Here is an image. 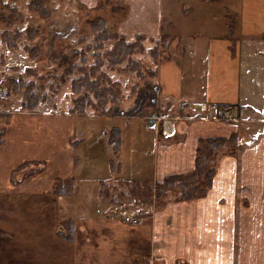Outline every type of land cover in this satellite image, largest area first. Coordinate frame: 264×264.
Returning a JSON list of instances; mask_svg holds the SVG:
<instances>
[{
	"label": "crops",
	"instance_id": "crops-1",
	"mask_svg": "<svg viewBox=\"0 0 264 264\" xmlns=\"http://www.w3.org/2000/svg\"><path fill=\"white\" fill-rule=\"evenodd\" d=\"M123 1L117 33L129 42L177 41L154 62L161 116L115 125V151L105 132L97 146L88 130L60 139L38 107L0 111V264H264V0ZM213 103L237 111L225 121ZM233 135L214 150L205 195L156 196L196 168L208 140ZM59 179H74L69 194L56 193Z\"/></svg>",
	"mask_w": 264,
	"mask_h": 264
},
{
	"label": "rangeland",
	"instance_id": "rangeland-1",
	"mask_svg": "<svg viewBox=\"0 0 264 264\" xmlns=\"http://www.w3.org/2000/svg\"><path fill=\"white\" fill-rule=\"evenodd\" d=\"M85 1L87 3L82 0H0V111L38 107V112L47 114L46 118L50 119L44 124H54L55 136L63 140L73 133L75 142L82 139L80 133L88 130L95 132L88 139V145L97 146L104 142V132L109 138L117 136L115 125L126 119L142 115L149 123V117L160 113L155 105L154 62L175 47L177 41L165 33L160 39L136 43L128 53L120 49L116 55L107 54L119 43L122 45V39L130 43L117 34L126 4L123 0H100L96 4H93L95 0ZM178 12L180 17V8ZM165 17V31H168L170 16ZM100 18L107 22L108 33L104 38L102 30L96 31L92 25L93 21L99 23ZM138 24L143 25V22ZM115 34L119 37H112ZM8 37L13 43L5 40ZM76 102L84 112L75 109ZM72 113L86 115L77 116L75 130L67 118ZM98 117L101 121L96 120ZM120 118L123 120L119 121ZM139 120L134 119L138 129ZM126 135V149H129L134 135L129 132ZM84 150L81 145L75 152L83 155ZM207 151L208 146H205L203 158ZM210 155L208 168L214 166V150ZM98 156L103 160L105 155L101 152ZM100 173L105 175L103 169ZM188 178L189 182L196 179V184L206 187L205 175ZM179 183L177 181L165 194L169 197L177 193L183 195V190L177 187Z\"/></svg>",
	"mask_w": 264,
	"mask_h": 264
},
{
	"label": "trees",
	"instance_id": "trees-1",
	"mask_svg": "<svg viewBox=\"0 0 264 264\" xmlns=\"http://www.w3.org/2000/svg\"><path fill=\"white\" fill-rule=\"evenodd\" d=\"M33 6H34V4H33ZM35 9H37V8L35 7ZM166 20L167 19H165V23H166ZM98 22L100 24L97 23L96 21L92 22L94 30H96V31L102 30V36H103L102 38L107 37L108 31L106 29V25H107L106 20L104 18H100ZM165 23L163 24V28H162L163 30H165V27H166ZM167 26L168 27L171 26L170 22L168 23ZM117 34H115V36H112V37H114V38L119 37L120 35L118 34L119 35L118 36ZM121 37H123V36H121ZM145 39H146V37L143 35H139L137 37V41L130 42V43H126L125 39H122L124 41L123 44L120 45V43H119L114 50L109 51L107 54L116 55L120 49H124L128 53L129 52L128 49L130 47H135L136 43L141 42L142 40H145ZM5 40L7 42L9 40L8 43H13L9 37L5 38ZM156 56L157 55H155V57ZM117 62H120V60H117ZM28 108L33 109V108H35V106L28 107ZM75 109L79 110L80 112H84V108L82 109L80 105L78 106L77 102H76V108ZM72 112H75V110ZM115 130L117 132V136H114V135L110 136L109 142L111 144H113L115 151H119L121 148V135H120L121 133H120V129L117 128ZM236 137H237L236 135H233L230 139H210V140H208L206 142V144H204L203 147H201L198 150L197 159H196V168L192 172L187 173V174H177V175H172V176L167 177L163 183H159L157 186L158 196L165 195L167 190L171 189L177 181H180V183H179V185H177V187L182 189L184 192L181 199H192V198H196L198 196L205 195V193L207 192L209 187H211V185H212V179H213V176L215 173L214 167L208 168V165L211 164V159H209L211 157L210 153L213 150L221 148L226 142H236ZM205 146L206 147L208 146V151H207L208 154L207 155L204 154V158H203V150H204ZM202 175H205L207 177L206 187H204V188H203V186H201V184L200 185L196 184V182H197V181L195 182L196 179L193 182L188 181L189 180L188 177L196 178L197 176L201 177ZM73 185H74V179H69V180L59 179L58 185L56 188V193L57 194H64V193L69 194L70 191L73 189Z\"/></svg>",
	"mask_w": 264,
	"mask_h": 264
},
{
	"label": "built area",
	"instance_id": "built-area-1",
	"mask_svg": "<svg viewBox=\"0 0 264 264\" xmlns=\"http://www.w3.org/2000/svg\"><path fill=\"white\" fill-rule=\"evenodd\" d=\"M211 108L215 112L218 118H221L222 120L229 121L234 117V114L237 111V108L233 104H228L226 106H221L217 103H213ZM128 221H132L134 223L138 222V219L135 217H127Z\"/></svg>",
	"mask_w": 264,
	"mask_h": 264
},
{
	"label": "water",
	"instance_id": "water-1",
	"mask_svg": "<svg viewBox=\"0 0 264 264\" xmlns=\"http://www.w3.org/2000/svg\"><path fill=\"white\" fill-rule=\"evenodd\" d=\"M0 89H1V86H0ZM159 115H160V113H155V116L149 117V120L148 121H149L150 127H154L155 126L156 121H157V118L159 117ZM163 116H165V115H163ZM163 122H165V121H163ZM165 123H163V124L165 125Z\"/></svg>",
	"mask_w": 264,
	"mask_h": 264
}]
</instances>
